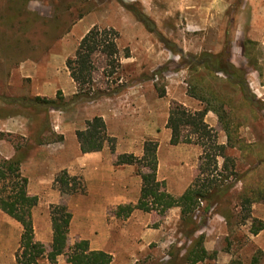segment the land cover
Returning a JSON list of instances; mask_svg holds the SVG:
<instances>
[{"label": "rangeland", "instance_id": "374dc122", "mask_svg": "<svg viewBox=\"0 0 264 264\" xmlns=\"http://www.w3.org/2000/svg\"><path fill=\"white\" fill-rule=\"evenodd\" d=\"M129 8L140 12L144 22ZM94 26L113 28L120 34V67L112 77L106 76V62L103 56L98 57L93 85L85 95L76 96L78 86L66 63ZM248 41L259 45L253 55L263 68L262 76L249 66ZM221 52H228L235 65L249 72L248 93L255 111L241 104V94L231 95L233 108L227 109L233 111L229 118L239 126L240 139L254 153L246 159V149L227 147L225 154L231 161L226 164L218 158L216 171L212 168L201 175L203 148L195 143L171 145L166 125L175 103L193 112L204 109L201 101L189 95L190 66L204 53ZM205 74L200 72L199 76L203 79ZM219 78L224 80L225 76L219 74ZM212 84L219 89L222 86L220 82ZM36 97L56 102V108L38 109L31 102ZM104 101L111 102L112 110L122 112L112 125L122 143L127 136H133L135 144L140 142L137 149L147 140L155 142L158 180L165 182L169 193L179 197L199 178L200 183L217 181L222 195L212 202H201L185 219L180 208L164 215L137 210L124 219L115 216L118 206L110 207L105 221L111 235L94 244L90 230L104 218L100 212L96 217L84 214L94 213L95 205L81 173L75 176L85 181L83 194L66 197L54 184L44 190L28 186L29 193H39L36 210L41 215L54 203L66 204L76 214L69 245L88 240L91 248H103L111 254L112 264H190V252L200 235L212 257L198 264H250L258 250L264 252V230L258 236L250 233L253 219L264 222V201L254 203L249 215L242 209L243 178L253 165H258L255 186L264 183V165L255 159L256 154H264V0H0L1 158L11 159L18 153L24 157L23 175L38 177L40 167L31 169L29 159L44 162L53 155L50 159L57 161L59 155L53 149L64 143L73 157L76 132L85 129L86 121L98 114ZM136 109L142 113L138 117L134 116ZM206 122L217 134L218 144L227 146L228 138L217 116L209 112ZM215 122L216 128L212 126ZM117 144L116 139V151ZM46 148L49 151L44 153ZM117 156L115 153V159ZM142 171L149 172L147 167ZM86 221L88 230L81 226ZM21 234V225L0 210V264H16ZM43 245L49 251V245ZM40 264L50 262L45 259ZM57 264H68L66 257H59Z\"/></svg>", "mask_w": 264, "mask_h": 264}, {"label": "trees", "instance_id": "16d2710c", "mask_svg": "<svg viewBox=\"0 0 264 264\" xmlns=\"http://www.w3.org/2000/svg\"><path fill=\"white\" fill-rule=\"evenodd\" d=\"M130 11L136 15L138 20L144 22L140 12L132 8ZM119 39L120 34L115 29L94 26L81 40L74 58L67 60L66 63L71 78L78 86L76 96L85 95L93 85V73L97 69L98 57L103 56L106 62L107 68L104 70L106 76L115 75L121 61ZM258 46L256 42H246V58L249 66H252L262 76L263 68L258 58L253 55V51L257 50ZM129 56L128 52L125 57ZM190 69L189 95L201 101L205 107L200 111L193 112L182 104L175 103L171 106L166 125L167 129L171 131L170 144L173 146L193 143L200 145L204 150V164L200 167L201 175L206 174L207 170L212 168L216 171L218 158H223L226 164L231 161L225 154L227 147H238L243 151L246 149L248 154H245V158L248 159L254 150L240 139L239 126L232 123L229 118V116H233V111L228 112L227 109L233 108L232 96L241 94L239 100L241 104L255 111V103L248 93V69L235 65L228 52L204 53L194 59ZM200 72L206 73L203 79L199 76ZM219 74H223L225 79L219 78ZM213 81L222 83L220 89L213 86ZM226 91H230L231 94H226ZM31 102H35L38 109H41L42 106H45L44 109L47 107L56 108V102L40 97L33 98ZM209 112H213L221 123L228 138L227 146L218 144L217 134L207 124L206 116ZM185 131L187 134H184ZM76 138L83 154L101 152L106 146L113 154L116 153V138L109 135L107 125L102 117L96 116L87 120L85 129L76 132ZM16 151H18V147ZM156 152L155 142L147 140L143 145L142 157L134 154H122L116 157V167L134 166L137 175L142 180L138 202L117 207L115 210L117 218L127 219L137 210L164 215L173 208H180L181 216L185 219L193 215L201 202H212L215 198L221 197L222 194L218 191L221 188L217 181L207 179L200 183L199 178L183 195L175 197L169 193L166 190L165 182H160L157 179ZM255 159L260 162L261 166L264 165V154H256ZM23 160L24 157H20L18 153L11 159L0 157V210L22 227L19 250L16 253V264H40L45 259L50 264H57L61 256L66 257L68 264H112L113 256L105 251L92 250L88 240H79L72 246L69 245L73 214L66 204L50 205L53 240L49 251L35 239L33 211L38 206L39 199L29 194V181L22 173ZM144 167H147L149 172H143L142 168ZM256 171H258L257 164L253 165L243 178L245 192L242 197V209L248 212V215L254 203L264 201V183L255 186V179H253L257 174ZM54 187L66 197L86 192L83 177L72 176L67 170H62L55 177ZM207 211L208 209L205 210V212ZM263 230L264 222L253 219L250 233L253 236H258ZM263 253L262 250H258L251 258L250 264H262ZM210 257L212 256L204 246V236L200 235L190 252L189 263L198 264ZM230 264L242 263L232 261Z\"/></svg>", "mask_w": 264, "mask_h": 264}, {"label": "crops", "instance_id": "0c3cea01", "mask_svg": "<svg viewBox=\"0 0 264 264\" xmlns=\"http://www.w3.org/2000/svg\"><path fill=\"white\" fill-rule=\"evenodd\" d=\"M110 103V101H104L100 108L101 110H98V114L96 113L93 118L96 116L102 117L107 125L109 135L118 140L116 156L120 154H134L138 157H142L143 147L137 149V146L140 142L137 141V144H135L136 142L133 136H127V139L125 138V143H122L120 141V138L112 125L117 122V119L122 115V112L112 110L110 107ZM143 105V101L140 100V106ZM124 113L128 114L130 112L125 111ZM131 114L134 113L132 112ZM141 114L142 113L136 109L134 116L138 117ZM215 125L212 126L216 128L218 122H215ZM133 126L134 124L131 125V127ZM47 151H49V148H46L44 150V153H46ZM53 151H55V153L59 155V160L52 161L50 158L53 155L47 156L44 159V162H41L40 160L33 157L29 159V162H31V169H35L39 166L40 168L37 171L41 173L38 177L33 179H29L27 175L29 187L31 189L32 187H38L41 190L48 189L51 184H54L56 176L55 174L61 172L62 170H67L72 176H75L77 173H81V175H83L85 180L87 181V193L91 196V198H94L93 203L95 205L94 213H92V211H88L84 214H86L88 217H92L93 215L96 217L99 216L98 212H100L101 218H104V223L99 221L98 224H96L93 229L90 230L95 236L94 244L97 242H99V244L101 242H105L111 235V228L105 221L108 209L110 207L136 204L140 198L142 180L138 175L135 174V167H116L114 164L115 154L110 151V148L108 146H106L101 152L83 154L78 143L76 149L74 150L73 157H71L70 153H68L66 143L57 145L53 149ZM24 169L27 171V168L25 166H23V170ZM29 194H33V196L39 197V193L37 192H31ZM72 214L73 219L70 227L69 244L71 231L77 221L76 214H74L73 212ZM88 222L89 221H86V223H82L81 225L85 230L89 229ZM33 224L35 239L42 244L49 245L50 248L53 240V228L50 209L49 212L41 215V213H39L35 208L33 211ZM91 249L104 251L103 248L99 247H93Z\"/></svg>", "mask_w": 264, "mask_h": 264}]
</instances>
